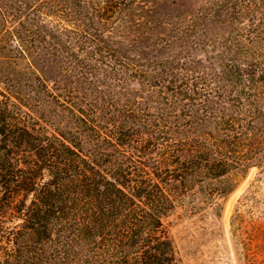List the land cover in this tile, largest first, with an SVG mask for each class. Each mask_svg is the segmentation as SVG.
Segmentation results:
<instances>
[{
	"label": "trees",
	"instance_id": "16d2710c",
	"mask_svg": "<svg viewBox=\"0 0 264 264\" xmlns=\"http://www.w3.org/2000/svg\"><path fill=\"white\" fill-rule=\"evenodd\" d=\"M252 167L264 0H0V264H180Z\"/></svg>",
	"mask_w": 264,
	"mask_h": 264
},
{
	"label": "rangeland",
	"instance_id": "374dc122",
	"mask_svg": "<svg viewBox=\"0 0 264 264\" xmlns=\"http://www.w3.org/2000/svg\"><path fill=\"white\" fill-rule=\"evenodd\" d=\"M201 201L185 198L166 219L180 264H264V167Z\"/></svg>",
	"mask_w": 264,
	"mask_h": 264
}]
</instances>
